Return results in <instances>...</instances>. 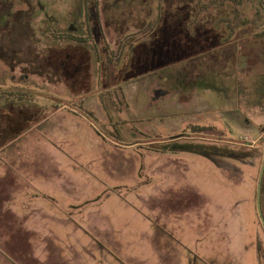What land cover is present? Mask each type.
<instances>
[{
  "label": "rangeland",
  "instance_id": "rangeland-1",
  "mask_svg": "<svg viewBox=\"0 0 264 264\" xmlns=\"http://www.w3.org/2000/svg\"><path fill=\"white\" fill-rule=\"evenodd\" d=\"M30 1L44 65L0 61V264H264V0H197L200 34L169 35L197 51L126 79L66 58L83 0Z\"/></svg>",
  "mask_w": 264,
  "mask_h": 264
},
{
  "label": "trees",
  "instance_id": "trees-1",
  "mask_svg": "<svg viewBox=\"0 0 264 264\" xmlns=\"http://www.w3.org/2000/svg\"><path fill=\"white\" fill-rule=\"evenodd\" d=\"M185 0H166V15L164 18V22L166 20L167 24H165L162 29L165 31L166 34V57L167 54H169V57L167 58V62L165 64H162V66H160L158 64L157 67H163L166 64L172 63L175 59H177L178 57H180L182 54L188 55V54H192L195 53L197 51V47L195 46H185L182 47L178 42L174 41V40H170L169 35L176 33V34H180L181 32L184 33H190V31H198L199 29L203 28V25H201L198 22H192L191 18L192 15H196L197 14V9H196V5L195 2L197 0H190L191 2V8L190 10H188L187 12H185L186 6L184 4ZM201 2V1H199ZM118 5L116 4V6L118 8H129L130 5L132 4L133 7V12L134 14L131 17H128V15H123L121 16V21H114V16L112 15V13H106L104 14L106 20L109 17V25L110 26H115L117 23H120L121 25H125V30H124V34H125V42L126 45L125 46H121L120 47V53L117 51H115L114 49H112L109 46L108 43V38L106 36V34L104 35L103 31H102V21L100 20H96L93 19L90 22H88L87 24V36L86 37H82L79 35H73L71 34V36L67 37L69 38L68 41L66 42H70V52L72 51L73 53H76L77 51L79 52V45L82 44L84 41H86L87 45L92 46V48L95 50L96 53V58L97 60H100L101 54H100V46L98 45V41L102 38H104V40L106 41V45H104V49H105V56L109 58L108 62L105 63L106 68L109 67L111 62V57L112 56H123L125 55V57L128 59V57H134V64H135V74H140L139 71H141V73H144L146 71H150L155 69L156 67H150L151 69L147 68V69H143V71L141 70V68L143 67H147L150 64V57L153 58L154 54L160 55V51L159 48L153 49L150 48L149 45H147L148 43V39L149 38V34H151L152 31H154V29L156 28L155 24H159L160 23V13L157 14V19L154 22L151 23H147V18L151 15V12L153 11V8L151 7L150 3L148 0H119ZM104 8H111V6H108L107 3L106 5H104ZM181 9V10H180ZM184 9V12H182V10ZM204 14V13H203ZM164 15H162V18L164 17ZM200 18L203 19V17L200 16ZM133 19L134 20V24L132 25V23H130V20ZM179 24H181V28H178L177 26H179ZM120 25V26H121ZM118 26V25H117ZM132 26H134L135 31L134 32H130ZM81 27H85V25L83 26V23L81 25ZM111 27V28H112ZM201 27V28H200ZM117 28V27H116ZM115 28V29H116ZM72 28H70L69 30L71 31ZM82 29V28H81ZM159 29V26L157 25V30ZM102 31V32H101ZM130 32V34H129ZM102 33V34H101ZM64 34V33H62ZM61 34V38L63 37V35ZM130 37V38H129ZM66 38V39H67ZM129 39H130V44H129ZM61 41H65V39H61ZM128 45V47H126ZM154 47V46H153ZM152 49V50H151ZM191 52H188V50H191ZM195 50V51H194ZM76 51V52H75ZM66 58H68V53H65ZM70 59V58H69ZM129 62V60H120V63L116 65V68H114V73L119 70V65H127ZM63 64V63H62ZM44 65V63H41L39 66ZM61 65V64H60ZM61 67V66H60ZM64 67V66H62ZM141 67V68H140ZM120 71V70H119ZM14 105V103H10L9 106ZM23 107V106H21ZM26 111H20L19 113H17L15 116H9L7 117V125L9 127H6L8 129H5L9 132L10 136L14 137L17 136L19 134L22 133V131L27 128L28 122L25 121L26 119ZM200 129H204L200 128ZM262 195L264 197V177H263V186H262Z\"/></svg>",
  "mask_w": 264,
  "mask_h": 264
},
{
  "label": "flooded vegetation",
  "instance_id": "flooded-vegetation-1",
  "mask_svg": "<svg viewBox=\"0 0 264 264\" xmlns=\"http://www.w3.org/2000/svg\"><path fill=\"white\" fill-rule=\"evenodd\" d=\"M0 1L7 2V0H0ZM10 1H11V5H10L9 11L2 14V15L9 14V19L5 24L3 23L0 25V61L3 62L4 64H8L11 62L31 63L33 64V66H30V67L32 68V71H35L37 67H39V65L43 63L44 56L39 52V47L35 44V41L32 39L33 30H34L32 27V24L28 23L27 21L25 23L21 21V17L17 16V12H20L22 9L20 8L12 9V5L16 3H15V0H10ZM18 1L19 3L22 1V3H24L28 7L32 6V3L30 0H25V1L18 0ZM118 1L119 0H83V5L81 8V21L83 23V26L85 25V27H82L80 36L86 37L88 22H90L93 19H96V20L98 19L102 21L101 22L102 31L104 35L106 34V36L109 37L108 34H110V30L116 35L121 34V38L116 40L117 48L115 49L116 52L118 51L120 53V47L126 45L125 34H124L125 25H121L120 23H117L113 27L110 26L109 17L106 20L104 14H106L108 11H111L114 17H117V18L119 17L117 20H114V21L120 22L122 19L121 16L123 13L128 15V17H131L134 14V12L132 11L133 3L130 5L129 8H126V7L118 8L116 6V4L118 5V3H116ZM148 1L151 7L153 8V0H148ZM106 3L108 6H111V8H104V5H106ZM165 6H166V0H159L158 5H157V8H158L157 14L160 13V16H161L160 23L155 24L156 28L154 29V31L151 32V34H149V38H147L148 39L147 45H149V47L153 49H155V47L159 48V51H160V55L154 54L153 58L150 57V63L159 64L160 66H162V64H165L167 62L166 57H165L166 55L165 45H166L167 40H166L165 31L162 29V27L165 24H167L166 20L164 22V18L166 15ZM154 11L155 10L153 8V11L151 12L150 16L154 14ZM162 15H164L163 18H162ZM157 18L158 17L156 16V19ZM156 19L151 20V21L147 20V23L154 22L156 21ZM157 25L159 26L158 30H157ZM38 42L39 41H37V43ZM98 43H99L98 45L101 48L100 54L102 55L100 57V60H98V63L100 65V72L103 73L104 70L106 69L105 63L108 62L109 58L104 55L105 54L104 45H106V41L104 40V38L103 39L101 38L98 41ZM129 44H130V39H129ZM79 47H80V51L78 53L77 52L73 53L72 51L70 52L69 50L67 52L68 58L73 59L77 57L79 54L81 55L82 53L86 52V47H88L86 41L80 44ZM126 47H128V45ZM134 59L135 58L133 56L128 57L127 59L125 55L123 56L116 55V56L111 57L110 63H112L113 69H114L116 68V65L120 63V60H123V61L129 60L127 65L125 64L119 65L120 71L117 70L115 72V73L118 72V74H121L124 77V79H126L127 77L134 76L135 74L134 71L136 67L134 64ZM72 68L74 69L76 67L73 66ZM144 69H147V67L146 68L144 67ZM139 73H141V71H139Z\"/></svg>",
  "mask_w": 264,
  "mask_h": 264
},
{
  "label": "water",
  "instance_id": "water-1",
  "mask_svg": "<svg viewBox=\"0 0 264 264\" xmlns=\"http://www.w3.org/2000/svg\"><path fill=\"white\" fill-rule=\"evenodd\" d=\"M263 175H264V162H263V165H262L260 178H259V184H258V210H259V215L261 217V220H262V222L264 224V213H263V209H262V205H261Z\"/></svg>",
  "mask_w": 264,
  "mask_h": 264
},
{
  "label": "crops",
  "instance_id": "crops-1",
  "mask_svg": "<svg viewBox=\"0 0 264 264\" xmlns=\"http://www.w3.org/2000/svg\"><path fill=\"white\" fill-rule=\"evenodd\" d=\"M3 133V132H2ZM39 139L38 138H36L35 139V141L34 142H36V141H38ZM1 189H0V191L2 192L3 190H4V192L6 191V188H3V187H0Z\"/></svg>",
  "mask_w": 264,
  "mask_h": 264
}]
</instances>
